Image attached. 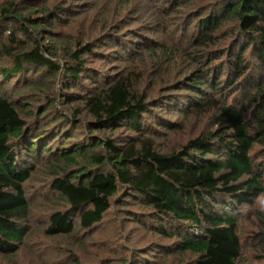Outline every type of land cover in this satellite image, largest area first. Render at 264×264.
Instances as JSON below:
<instances>
[{"label": "trees", "instance_id": "obj_1", "mask_svg": "<svg viewBox=\"0 0 264 264\" xmlns=\"http://www.w3.org/2000/svg\"><path fill=\"white\" fill-rule=\"evenodd\" d=\"M92 6L102 9L100 0H0V254L23 245L24 186L31 162L46 157L50 190L68 207L49 217L47 236L92 233L119 214L129 237L140 226L174 241L120 264H167L172 253L239 264L231 211L264 194V75L248 84V116L228 100L253 60L264 68V0H218L174 50L143 25L130 30L147 14L139 7L135 23L103 14L98 33L87 30ZM70 28L76 37L64 35Z\"/></svg>", "mask_w": 264, "mask_h": 264}, {"label": "rangeland", "instance_id": "obj_2", "mask_svg": "<svg viewBox=\"0 0 264 264\" xmlns=\"http://www.w3.org/2000/svg\"><path fill=\"white\" fill-rule=\"evenodd\" d=\"M60 1L62 0H57V3ZM182 1L134 0L133 5L147 14L144 15L141 24L137 23L131 26L130 30H136L140 25H143L144 29L154 33L153 36H149L150 38L147 36L146 38L158 43H167L173 50L176 47H186L190 37L198 33V22L194 18L215 7L218 0ZM54 2L55 0H50V5H54ZM100 3L102 9L93 10V6L92 9L88 7L87 13L91 15V18L87 19V30H91L95 21L103 14L105 20L112 22H115L114 19L127 23L137 21L135 7L127 9L124 7L126 4L121 3L120 0H100ZM92 15H94V20ZM117 24L123 26L122 23ZM95 28L91 31L98 33L95 32ZM74 29H68L64 35H69L71 38L76 37L78 31H74ZM228 30L229 26L225 25L216 34L220 36ZM99 33H101L100 30ZM188 51L192 50L188 48ZM100 65L97 64V66ZM115 65L118 64L115 63ZM263 75V66L256 59L253 60V71L243 81L241 90L232 95L228 103L241 108L244 115L248 116L250 112L246 110L247 99L249 94L254 91V88H249L248 84L261 81ZM194 124L195 121H192V125L188 124L189 132ZM261 150V147H256L254 151L253 162L255 164L263 160ZM31 163L35 165V171L24 186L29 202L28 232L18 253L12 256L0 254V264H78L76 259L80 260V264H120L121 256L124 253H131L133 249L143 250L137 252L143 253L152 245L173 247L174 241L165 240L155 232L156 230L152 231L150 228H140V226L132 228L133 226H130L128 230L131 234L130 237L127 236L123 228V218L119 214L107 215L105 224L92 233L76 230L70 236H47L45 230L49 224V217L68 207L60 199L58 193L50 190L49 184L52 179L46 157L40 159L39 162L32 161ZM229 202L226 200V203ZM219 209L221 208L219 207ZM231 213L239 215L238 233L242 245V255L238 263L264 264V238L260 235L264 231V194L255 204L235 207ZM179 230L183 233L187 232L184 228H179ZM195 260L194 255L181 256V253H172L167 264H193Z\"/></svg>", "mask_w": 264, "mask_h": 264}]
</instances>
